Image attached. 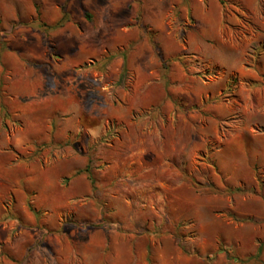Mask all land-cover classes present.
<instances>
[{
	"label": "rangeland",
	"instance_id": "rangeland-1",
	"mask_svg": "<svg viewBox=\"0 0 264 264\" xmlns=\"http://www.w3.org/2000/svg\"><path fill=\"white\" fill-rule=\"evenodd\" d=\"M0 264H264V0H0Z\"/></svg>",
	"mask_w": 264,
	"mask_h": 264
},
{
	"label": "trees",
	"instance_id": "trees-1",
	"mask_svg": "<svg viewBox=\"0 0 264 264\" xmlns=\"http://www.w3.org/2000/svg\"><path fill=\"white\" fill-rule=\"evenodd\" d=\"M220 3L224 4V0H219ZM65 17L62 15L61 18L59 19V21H57V23L53 26H50L49 28H55V27H60L63 25V23L65 22ZM5 115V113H4ZM39 150V149H38ZM84 171L88 173L89 177H90V168H89V163H87V165L84 168ZM236 191L239 190V188L235 189Z\"/></svg>",
	"mask_w": 264,
	"mask_h": 264
}]
</instances>
